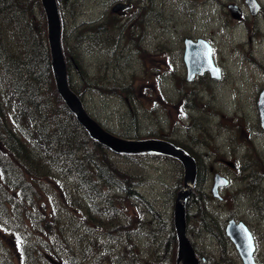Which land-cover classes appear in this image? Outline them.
<instances>
[{"label":"rangeland","instance_id":"rangeland-1","mask_svg":"<svg viewBox=\"0 0 264 264\" xmlns=\"http://www.w3.org/2000/svg\"><path fill=\"white\" fill-rule=\"evenodd\" d=\"M109 1L57 0L60 42L77 65L68 70L69 85L113 135L174 140L197 156L202 179L186 202L187 237L204 264H242L224 234L230 219L249 229L254 260L264 264V130L256 106L264 87V0H256L254 15L244 0H129L132 8L122 17L110 13ZM229 4L239 8V19ZM100 19L105 30H82ZM186 38L209 43L219 79L204 73L186 81ZM109 157L110 166L131 176L126 192L114 182L99 184L98 194L80 192L72 178H62L53 192L38 193L29 207L34 217L22 228L11 213L0 216V264H25L27 255L40 259L32 264H116L120 255L131 264H175L172 218L181 164L159 154ZM215 174L228 180L217 198ZM41 212L57 220L43 225L54 226L45 230L37 223ZM83 212L89 222L68 219ZM56 225L64 226L65 246ZM25 233L41 238L38 252L26 255L34 240L26 241ZM82 236L98 243L84 256L76 245Z\"/></svg>","mask_w":264,"mask_h":264},{"label":"trees","instance_id":"trees-1","mask_svg":"<svg viewBox=\"0 0 264 264\" xmlns=\"http://www.w3.org/2000/svg\"><path fill=\"white\" fill-rule=\"evenodd\" d=\"M33 7L38 8V15ZM62 50L67 69L73 65L75 67L76 62L70 57L68 49L62 47ZM80 77L83 79L81 74ZM168 141L184 149L196 160L194 188L197 189L202 179V165L197 156L183 144ZM109 152L89 138L56 92L46 41L45 19L39 0H0L1 219L11 213L18 223L17 229L22 228L20 224L26 217L29 221L34 217L29 207L36 204L38 193L53 192V185L61 186L62 178H72L80 192L98 194L101 191L99 184L109 182H114L115 186L126 192L125 185L132 183L131 176L114 164L110 166ZM147 154L155 153L139 155ZM14 196L21 200L16 201ZM26 197L28 199L25 201ZM52 201L54 206V198ZM75 217L76 214L68 213V219L72 221L89 222L87 213ZM47 220L57 221L41 212L37 223L47 230L54 226L43 225ZM56 226L60 233L56 235L60 247L65 246V236L61 231L64 226ZM21 235H24L26 241L34 240L27 243L26 255L35 248L38 252L41 238H32L28 233ZM91 240L82 236L76 241L81 256L92 252L94 244L98 246L96 241L91 243ZM175 254L174 239V259ZM122 258L121 255L116 256V264H131ZM35 261L39 263L40 259L30 255L22 260L25 264Z\"/></svg>","mask_w":264,"mask_h":264},{"label":"water","instance_id":"water-1","mask_svg":"<svg viewBox=\"0 0 264 264\" xmlns=\"http://www.w3.org/2000/svg\"><path fill=\"white\" fill-rule=\"evenodd\" d=\"M125 1V0H123ZM250 13L256 14L259 5L255 0H244ZM40 4L46 21V36L50 52V64L56 91L62 98L66 107L74 114L77 122L84 128L88 136L105 146L116 154H140L153 152L177 159L183 168V186L177 193L173 208V226L175 238L177 241L176 264H199L195 250L186 236V213L185 202L196 177V164L191 156L182 149L177 148L172 143L160 139L129 140L117 137L104 130L95 120H93L85 111L79 97L70 89L67 80L66 64L63 57L60 33L61 21L56 0H40ZM125 7L124 4H118L112 8V12H117ZM231 16L239 19L240 11L237 6L229 5ZM183 62L187 70V80L190 81L196 74L201 75L209 72L214 79H219V69L213 65L211 60V48L203 39L193 41L184 40ZM257 109L260 118V126L264 129V88L259 92L257 99ZM227 181L216 174L212 193L217 196V189L225 186ZM225 233L235 245V248L243 264H256L253 259L254 243L250 232L242 224H235L229 221L225 228ZM251 237V248L248 246V237ZM251 252V255L248 253ZM205 259L202 258V261Z\"/></svg>","mask_w":264,"mask_h":264},{"label":"flooded vegetation","instance_id":"flooded-vegetation-1","mask_svg":"<svg viewBox=\"0 0 264 264\" xmlns=\"http://www.w3.org/2000/svg\"><path fill=\"white\" fill-rule=\"evenodd\" d=\"M109 2H110V6H113L115 4V1H111L110 0ZM131 8H132V4L130 2H128L127 6L125 7V9L121 10L120 12H118L119 17H122L124 14H126V12L128 10H131ZM114 15H117V13L114 14ZM103 22H104V19H100L99 20L100 24H96V22L90 23V24H85V26L83 25L82 30H87V33H88V30H99V31L100 30H105V27L102 25Z\"/></svg>","mask_w":264,"mask_h":264},{"label":"snow or ice","instance_id":"snow-or-ice-1","mask_svg":"<svg viewBox=\"0 0 264 264\" xmlns=\"http://www.w3.org/2000/svg\"><path fill=\"white\" fill-rule=\"evenodd\" d=\"M248 246L249 248H251V237H248ZM249 255H251V252L248 253Z\"/></svg>","mask_w":264,"mask_h":264}]
</instances>
